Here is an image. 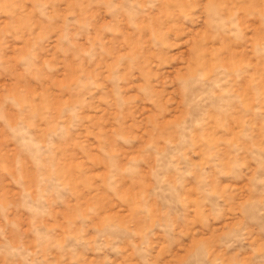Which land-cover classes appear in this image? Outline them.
I'll list each match as a JSON object with an SVG mask.
<instances>
[{
    "label": "rangeland",
    "instance_id": "obj_1",
    "mask_svg": "<svg viewBox=\"0 0 264 264\" xmlns=\"http://www.w3.org/2000/svg\"><path fill=\"white\" fill-rule=\"evenodd\" d=\"M0 264H264V0H0Z\"/></svg>",
    "mask_w": 264,
    "mask_h": 264
}]
</instances>
